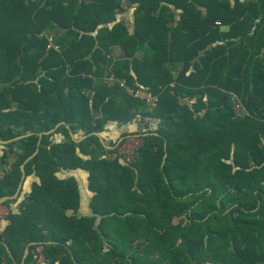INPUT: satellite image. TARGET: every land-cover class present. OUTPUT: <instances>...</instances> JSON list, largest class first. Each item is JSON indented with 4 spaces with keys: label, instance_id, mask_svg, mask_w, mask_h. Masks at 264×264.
Returning a JSON list of instances; mask_svg holds the SVG:
<instances>
[{
    "label": "trees",
    "instance_id": "1",
    "mask_svg": "<svg viewBox=\"0 0 264 264\" xmlns=\"http://www.w3.org/2000/svg\"><path fill=\"white\" fill-rule=\"evenodd\" d=\"M146 115L136 160L106 158ZM110 123L135 129L106 141ZM0 147V198L39 179L0 263L37 264L42 245L48 264H264V0H0ZM78 169L90 214L58 174Z\"/></svg>",
    "mask_w": 264,
    "mask_h": 264
},
{
    "label": "built area",
    "instance_id": "2",
    "mask_svg": "<svg viewBox=\"0 0 264 264\" xmlns=\"http://www.w3.org/2000/svg\"><path fill=\"white\" fill-rule=\"evenodd\" d=\"M49 48L59 49V46L53 42V38L49 36ZM108 82L115 83L118 82L121 86L126 87L127 91L136 96L144 99L146 104L149 106V109L152 111L158 105V96L148 89H134L127 85L126 80L124 78H117L113 74H110L107 77ZM231 100L233 102V109L237 116H244L247 114V110L243 105L240 97L234 93L230 92ZM153 121L151 115H146L141 118L138 122L137 131L138 134L130 135L124 139H121L120 142L113 146H108L107 150L103 151V155L110 159L116 160L120 159L125 163H132L136 160L139 150L143 145V132L147 129V125ZM12 167L10 163L4 164L0 169V179L4 178L6 174L11 171ZM4 200V199H3ZM1 201V200H0ZM12 208L10 206H6L1 204L0 202V237L2 236L5 228L6 220L11 212ZM36 252L38 253V260L37 262H47L46 257L43 253V246L39 245L36 248ZM0 264H7L5 260H3Z\"/></svg>",
    "mask_w": 264,
    "mask_h": 264
},
{
    "label": "crops",
    "instance_id": "3",
    "mask_svg": "<svg viewBox=\"0 0 264 264\" xmlns=\"http://www.w3.org/2000/svg\"><path fill=\"white\" fill-rule=\"evenodd\" d=\"M118 16H119V20L127 21L128 19H130V17H132V9L127 8L124 12H120ZM121 54H122V51L119 48H115V50L112 53L115 59L119 58ZM109 58L110 56L101 57L98 61V65L101 68H106L109 63ZM134 129H135L134 124L118 126L116 123H112V124L110 123L108 125L107 130L103 133V135L106 141H109V140L115 141L117 140V138L120 137V135L123 132L134 130ZM54 139L56 141H61L63 140V136L57 135L54 137ZM1 148L2 147H0V151H1ZM58 174L61 178H67L70 176H74L76 178L79 184L80 190H81V194H82L80 214H90L91 209L89 207V202H90V199L93 193L88 188V172L82 169H78V170H73V171H61ZM37 181H39L37 176L35 175L27 176L26 178H24L22 184L20 185L18 192L8 202L6 200L7 199L6 197L0 198L1 204L10 206L12 210H17L20 207L22 201L29 195L33 184ZM37 264H48V263L40 262Z\"/></svg>",
    "mask_w": 264,
    "mask_h": 264
}]
</instances>
